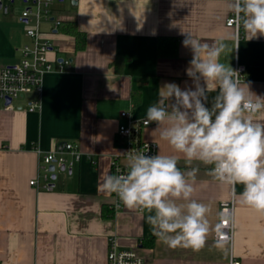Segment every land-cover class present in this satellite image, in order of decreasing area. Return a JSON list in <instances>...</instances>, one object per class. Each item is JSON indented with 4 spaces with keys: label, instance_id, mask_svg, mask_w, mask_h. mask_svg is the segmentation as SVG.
Here are the masks:
<instances>
[{
    "label": "crops",
    "instance_id": "0c3cea01",
    "mask_svg": "<svg viewBox=\"0 0 264 264\" xmlns=\"http://www.w3.org/2000/svg\"><path fill=\"white\" fill-rule=\"evenodd\" d=\"M17 1L0 0V67L17 63L23 46L32 42L20 20L26 4L19 0L22 9L16 11ZM74 1L65 9L56 5L54 14L76 20L87 33V43L77 50L73 35L54 29L53 19L43 22L55 69L44 76L41 106L29 108L30 97L36 94L15 99L11 108L0 96V264H107L111 238L120 248H131L153 235L145 213L116 206V197L101 185L112 172L114 158L128 163L123 154L127 140L118 133L127 120L120 112L146 117L166 83L182 89L191 86L185 69L192 53L182 45L186 33L202 42L224 43L221 62L233 69L245 65L241 81L251 82L252 91L264 95V37L247 40L242 28L237 36V29L226 24L232 14L226 10L228 0ZM160 35L178 38L175 55H158ZM119 58L121 71L115 64ZM62 59L70 63L59 70ZM135 90L140 92L137 105L132 98ZM215 94H209V102ZM155 127L145 126L142 137L156 141L159 154H172ZM66 141L84 152L82 158L71 168L56 171L52 189L30 184L38 176L42 181V152ZM178 167L185 172L199 169L194 198L209 205L214 226L220 202L230 198V189L214 181L198 162L189 164L181 157ZM241 190L237 185L236 193ZM234 199L232 247L229 243L218 247L213 231L200 251L172 249L157 238L153 247L139 246V251L151 264H228L231 252L242 264H264V214ZM109 205L113 217L102 214Z\"/></svg>",
    "mask_w": 264,
    "mask_h": 264
},
{
    "label": "clouds",
    "instance_id": "9594fccd",
    "mask_svg": "<svg viewBox=\"0 0 264 264\" xmlns=\"http://www.w3.org/2000/svg\"><path fill=\"white\" fill-rule=\"evenodd\" d=\"M226 10L234 14L237 36L242 28L247 40L264 37V0H228ZM182 45L192 53L185 69L192 84L182 89L166 83L145 121L156 125L153 131L172 154L129 155L127 170L107 175L101 187L126 209L145 213L152 234L167 247L200 251L214 231L216 245L223 248L230 239L225 229L231 215L221 212L218 223H210L209 205L194 198L199 169L182 171L178 160L206 166L237 203L264 214V95L221 62L224 43L186 33ZM211 93L216 94L209 102ZM237 185L242 186L238 194Z\"/></svg>",
    "mask_w": 264,
    "mask_h": 264
},
{
    "label": "built area",
    "instance_id": "2783aa9c",
    "mask_svg": "<svg viewBox=\"0 0 264 264\" xmlns=\"http://www.w3.org/2000/svg\"><path fill=\"white\" fill-rule=\"evenodd\" d=\"M5 1L13 3L17 0ZM21 1L26 4V7L21 13L20 20L25 23L26 32L31 37L32 42L23 46L22 57L17 63L0 67V96L5 102V107L11 108L15 99L30 97L32 94H36L35 97H30L29 100V108L33 110L41 106V93L45 74L55 69L48 55L52 48V43L46 38L42 24L46 20L53 19V28L58 30L63 19L56 17L54 14L55 1L61 2L63 0ZM226 24L236 28L233 13L227 17ZM69 63L68 59H62L58 62V69L64 70ZM234 70L239 71L240 79H242L246 71V66L237 64ZM8 96L11 98L9 103L6 102V97ZM120 115L127 120L125 123H121L118 128V133L127 140V146L123 152L125 157L128 158L129 155H134L137 152H143L145 154L159 153L158 143L156 141L142 137V129L152 124L145 123L146 117L137 118L129 110H122ZM38 152H41V150H38ZM83 155L84 152L72 142L66 141L58 143L53 150L42 152L39 163L42 181H40L38 176L31 179L30 184L35 185L37 188L52 189L53 173L61 169L62 166H65V169L71 168L75 161L82 158ZM88 158L93 163L97 162V158L91 154L88 155ZM52 164L54 165L53 170L50 168ZM127 164L119 161L118 158H114L111 174H115L117 169L125 172L127 170ZM121 204L116 198V206ZM221 212H228L232 217L231 224L225 229L230 237L228 243L232 247L236 229L235 199L232 193L230 198L221 200ZM215 238L217 239L216 233ZM139 246L140 244L131 248H120L116 239L111 238L107 264H151L149 259L139 251ZM228 264H242V262L231 252Z\"/></svg>",
    "mask_w": 264,
    "mask_h": 264
},
{
    "label": "trees",
    "instance_id": "16d2710c",
    "mask_svg": "<svg viewBox=\"0 0 264 264\" xmlns=\"http://www.w3.org/2000/svg\"><path fill=\"white\" fill-rule=\"evenodd\" d=\"M59 31L71 34L75 37L76 40V49L80 50L86 46L87 43V33L82 30L76 20L74 19H63L60 26L58 27ZM178 48V38L176 36H169V35H160L158 36L157 40V53L158 55H175ZM119 61L121 58L117 59L116 70L121 71L119 66ZM133 102L137 105L140 101V92L135 90L132 95ZM102 214L105 217H113L114 210L113 206H104L102 210ZM157 237L154 235L152 236H145L142 237L140 241V246L144 247H153L155 245V240Z\"/></svg>",
    "mask_w": 264,
    "mask_h": 264
},
{
    "label": "rangeland",
    "instance_id": "374dc122",
    "mask_svg": "<svg viewBox=\"0 0 264 264\" xmlns=\"http://www.w3.org/2000/svg\"><path fill=\"white\" fill-rule=\"evenodd\" d=\"M21 3L19 2V0L17 1V3H16V11H20V9H22V5H20ZM71 3H70V0H65V1H63V2H60V1H55V5H57V6H60V7H64V9H65V7L67 8V7H69V5H70ZM61 13H63V14H66V11L65 10H62V12ZM62 173V172H61ZM64 173V172H63Z\"/></svg>",
    "mask_w": 264,
    "mask_h": 264
},
{
    "label": "water",
    "instance_id": "95a60500",
    "mask_svg": "<svg viewBox=\"0 0 264 264\" xmlns=\"http://www.w3.org/2000/svg\"><path fill=\"white\" fill-rule=\"evenodd\" d=\"M74 2H76V1H74ZM10 101H11V98H10L9 96L6 97V102L9 103ZM50 168L53 170V169H54V165L52 164V165L50 166ZM61 169H62V170H65V166H62ZM52 176H53V178H56L57 173L54 172Z\"/></svg>",
    "mask_w": 264,
    "mask_h": 264
}]
</instances>
